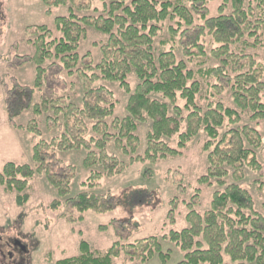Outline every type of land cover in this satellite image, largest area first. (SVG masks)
<instances>
[{
    "label": "trees",
    "instance_id": "16d2710c",
    "mask_svg": "<svg viewBox=\"0 0 264 264\" xmlns=\"http://www.w3.org/2000/svg\"><path fill=\"white\" fill-rule=\"evenodd\" d=\"M41 1L48 8L69 5L70 13L55 18V27L61 35L58 38L52 39L45 26L27 29L33 30L31 34L34 36L32 45L35 52L27 57V61L35 64V83L34 87L16 84L9 90L6 113L8 120L12 121L29 107L35 114L50 111L55 116L54 121L62 115L63 132L58 138L48 142L38 141L32 147L31 160L35 167L6 163L0 169V185L16 193L18 206L27 201V194L23 192L28 180L36 174L45 175L59 198L68 196L73 168L67 165L63 167L61 160L54 157L55 152L83 148L88 152L84 166L98 164L108 177L120 174L124 165L116 157L107 154L106 146L113 141L124 154H127L128 148L130 152H135L138 144V138L134 135L136 126L146 120L151 121L146 151L143 157L131 158V163L145 160L154 163L166 156H177L178 150L202 130L213 141L204 146L205 151L209 150V167L207 174L198 180L199 183L215 179L217 184L223 186L228 168L238 174L242 165L256 166L253 149L247 148L244 143L257 148V131L248 126L236 127L225 132L216 142L218 129L226 121L230 125L238 124V113L220 102L208 105L203 111L196 104V95L201 88L196 72L188 69L185 61L177 60L173 50L159 52L156 57L153 48L160 24L165 21L176 26L169 27V41L174 42L178 34L183 53L189 59L203 54L201 39L205 34L209 35L218 45L211 56L218 59L221 66L197 71L198 74L204 79L227 77L224 69L230 66L236 73L235 81L230 86L234 104L242 111L253 113V120L264 118V103L261 101L264 94V65L254 64L251 57L244 54L235 55L231 52L234 43L245 34L255 36L258 28L252 22L251 8L244 7L245 0H223L219 15L215 17H208L205 0H187L202 21L199 25L194 23V17L183 0H100L106 14L97 17L78 16L72 12L75 8L88 9L92 0ZM226 2L230 4V14L224 13ZM84 26L94 28L108 37L107 43L101 48L99 63L86 69H97L102 79L119 82L120 87L129 94L126 116L123 119L115 117L111 121L110 127L112 125L116 131L114 134L109 132L107 124V119L113 114L114 103L111 93L102 86L93 89L87 85L81 107L72 103L60 106L61 98L53 101L47 98L41 105H33L31 101L35 89H40L42 79L46 76L45 62L54 60L53 65L58 71H66L68 75L74 73L80 59L76 50L84 37ZM240 59L248 60L240 64ZM131 73L139 81L133 91H130L126 82L127 75ZM89 79V82L96 80L94 74ZM179 99L183 101V107L177 105ZM183 112H186L185 117H182ZM87 123L91 124L89 130ZM182 123L185 124V130L181 133ZM88 132L99 138L91 135L86 139L85 134ZM175 135H178L177 146L170 148L164 140ZM59 165L61 169L55 171L53 168ZM132 194L140 192L125 193L119 199L82 192L73 198H66L64 202L67 207L78 212L80 221L81 215L87 211L109 213L121 203L127 209L132 208L129 206L133 201ZM61 205L59 200H55L51 207L56 210ZM186 221L187 228L179 232L170 231L162 237L184 253L177 264H227L224 256L229 258V264H264V218L253 211L250 195L237 184L214 192L209 210L202 215L190 211ZM79 248V256L64 258L55 264H114L113 260L120 254L127 255L130 260L142 258V261L153 254L163 261L167 257L160 251L156 237L124 247L113 244L104 254L91 252L84 241L80 242Z\"/></svg>",
    "mask_w": 264,
    "mask_h": 264
},
{
    "label": "rangeland",
    "instance_id": "374dc122",
    "mask_svg": "<svg viewBox=\"0 0 264 264\" xmlns=\"http://www.w3.org/2000/svg\"><path fill=\"white\" fill-rule=\"evenodd\" d=\"M183 3L191 11L194 23L202 24L191 8V2L183 0ZM222 4L223 0H205L208 17L218 16ZM226 4L224 13L230 14V4ZM244 7H250L252 10V22L258 27L256 35L250 37L245 34L231 46V52L235 55L244 54L251 57L254 64L264 65V0H245ZM69 8V5L48 8L41 0H0V169L6 163L35 167L31 160L32 147L38 141L48 142L58 138L63 132L62 115L54 121L55 116L50 111L35 114L32 107L9 121L6 102L9 90L14 85L34 87L35 64L27 61V57H31L35 52L32 45L34 36L31 34L33 30L27 29L45 26L52 39L58 38L61 35L55 27V18L68 16ZM72 12L78 16L92 17L106 14L100 0H92L88 9L75 8ZM169 27L176 28L169 21L160 24V30L153 42L155 56L157 57L159 52L173 50L177 60L185 61L187 68L196 72L195 76L201 87L196 95V104L203 111L208 105L220 102L238 113V124L230 125L226 121L218 129L216 142L225 132L236 127L248 126L257 131V148L244 143L247 148L253 149L256 166L242 165L239 172L237 171L238 174L228 168V175L223 178V186L217 184L215 179L199 183L198 180L207 174L209 167V150L205 151L204 146L213 141L202 130L188 141L184 148L178 150L177 156H166L154 163L148 160L131 163V158L143 157L146 151L147 134L151 129L149 120L136 126L134 135L138 138V144L135 152H130L128 148L127 154H124L113 141L107 144V154L116 157L118 162L124 165L120 174L108 177L98 164L84 166L88 152L83 148L55 152L54 157L61 160L63 167L67 165L73 168L69 194L64 199L58 197L57 191L47 182L43 173L28 180V186L23 192L27 194V201L21 206L16 203V193L0 185V264H9L4 255L10 251L6 245L10 240L18 241L28 251L27 260L21 264H55L64 258L79 256L81 241L87 243L91 252L104 254L113 244L124 247L150 237H156L160 243V251L167 255L164 261L157 254L146 258L145 261H142V258L130 260L127 255L120 254L113 263L177 264L182 260L184 253L162 237L167 236L170 231L179 232L187 228L186 215L190 211L199 215L208 211L214 192L222 191L230 184H237L245 189L252 199L253 211L264 218V118L253 120V113L242 111L234 104L230 86L235 81L236 73L230 66L224 69L227 77L204 79L198 74L197 71L221 66L219 60L211 56V52L218 45L209 35L205 34L201 39L203 54L189 59L183 53L178 34L174 42L169 41ZM84 30V37L77 45L76 51L80 59L74 73L68 75L66 71H58L53 65L54 60L45 62L46 76L42 79L40 89H35L31 101L33 105H41L47 98L51 101L61 98L60 106L72 103L81 107L87 85L93 89L102 86L111 93L114 103L113 114L107 119L110 127L113 118L123 119L126 116L125 107L129 94L120 87L119 82L102 79L97 69H86L99 63L102 58L101 48L107 43L108 37L88 26H84ZM247 60L240 59V64ZM262 73L264 74V69ZM93 74L96 80L89 82ZM262 81L264 82V77ZM126 82L130 91L139 83L134 73L127 75ZM261 101L264 103V94ZM177 105L183 107V101L179 99ZM185 116L186 112H183L182 117ZM87 126L89 130L91 124L87 123ZM184 130L185 124L182 123L180 132ZM109 132L116 133L112 125ZM91 135L99 138L88 132L85 134L86 139ZM177 136L164 141L170 148H176ZM53 169L58 171L61 165ZM133 191L140 194H132L133 201L129 205L132 208L127 209L121 203L109 213L96 214L87 211L81 215L80 221L78 212L67 207L64 202L66 198H73L82 192L119 199L125 193ZM55 200H59L62 205L53 210L51 204ZM224 262L230 263L227 256H224Z\"/></svg>",
    "mask_w": 264,
    "mask_h": 264
},
{
    "label": "flooded vegetation",
    "instance_id": "af4514ba",
    "mask_svg": "<svg viewBox=\"0 0 264 264\" xmlns=\"http://www.w3.org/2000/svg\"><path fill=\"white\" fill-rule=\"evenodd\" d=\"M6 245L10 249V251H7V255H4V257H6L9 264H21L22 262L27 260L26 256L28 251L18 241L10 240Z\"/></svg>",
    "mask_w": 264,
    "mask_h": 264
}]
</instances>
